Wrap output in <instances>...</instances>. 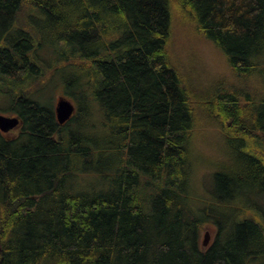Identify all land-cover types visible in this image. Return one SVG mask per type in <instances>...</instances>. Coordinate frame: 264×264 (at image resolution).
I'll return each mask as SVG.
<instances>
[{"label":"trees","instance_id":"1","mask_svg":"<svg viewBox=\"0 0 264 264\" xmlns=\"http://www.w3.org/2000/svg\"><path fill=\"white\" fill-rule=\"evenodd\" d=\"M32 11L50 23L51 72ZM16 27L19 44L7 37ZM0 29L1 111L27 124L0 135V264L264 261L261 213L224 222L180 183L197 126L264 141V0H0ZM182 29L214 45L226 70L204 79L184 65ZM61 65L87 73L63 90L78 99L63 125L35 96ZM208 222L218 230L204 250Z\"/></svg>","mask_w":264,"mask_h":264},{"label":"rangeland","instance_id":"2","mask_svg":"<svg viewBox=\"0 0 264 264\" xmlns=\"http://www.w3.org/2000/svg\"><path fill=\"white\" fill-rule=\"evenodd\" d=\"M29 16V23L42 35L45 42L42 48H38V55L45 64L47 72H51L49 70L51 63H57L59 67V59L56 50L48 43L51 41V34L45 32V27H49L50 23L42 14L35 11L29 12ZM195 40L183 29L177 31L175 43L183 64L196 69L204 79L226 70L225 57L214 45ZM85 74L87 73L82 68L61 65V69L53 75L52 82L50 80L46 87L35 91V96L40 98L43 105L53 106L54 109L60 95L66 96L77 105L78 99L76 103L75 97L66 94L63 90L65 87L73 88L74 86L71 85L77 82L81 83ZM81 85L85 86L84 83ZM4 102V99L0 100V111L7 106ZM86 112L90 114L88 110ZM89 123L93 124L91 121ZM76 128L82 132V128ZM190 148L191 169L180 183L183 193L190 198L191 203L201 207L210 206L211 209L208 210L211 212L213 210L224 222L232 221L231 216L239 219L240 214L242 216L261 213L264 224V183L255 182L260 172L256 158L259 156L263 158L260 152L264 153V141L257 135L237 138L214 127L197 126L192 133ZM232 176L237 177L234 184L229 181ZM240 177L242 179H239ZM88 181L98 183L100 179L89 177ZM215 200L219 202L217 203L219 206L214 203ZM217 229V224L212 222L204 225L199 236L201 249L207 248L203 245L206 231L210 234V243ZM255 264H264V261Z\"/></svg>","mask_w":264,"mask_h":264},{"label":"water","instance_id":"3","mask_svg":"<svg viewBox=\"0 0 264 264\" xmlns=\"http://www.w3.org/2000/svg\"><path fill=\"white\" fill-rule=\"evenodd\" d=\"M76 111L75 104L66 97H61L57 103V119L60 124H64L69 119L72 118ZM19 123V119L17 117L6 116L0 113V130L4 132H8L9 130L17 127ZM210 234L206 231L203 245L207 246L209 243Z\"/></svg>","mask_w":264,"mask_h":264},{"label":"flooded vegetation","instance_id":"4","mask_svg":"<svg viewBox=\"0 0 264 264\" xmlns=\"http://www.w3.org/2000/svg\"><path fill=\"white\" fill-rule=\"evenodd\" d=\"M17 25V24H16ZM19 29V27H16V29L14 28L13 29V32L12 33H10V34H8L7 35V37L10 39V37H13V43L15 44V42H16V44H19V40H20V38H19V32L17 31ZM4 29L0 32V40L1 39H3L4 38ZM1 49H6L5 47H2V46H0V50ZM15 49V47H14V45H13V50ZM15 51V50H14ZM61 97H66V96H62V95H60L59 97H58V99H57V101H59V99L61 98ZM67 98V97H66ZM1 99H3V97H1L0 96V100ZM58 103V102H57ZM0 113H2V114H4V115H6V116H12V117H17L18 119H19V123L17 124L18 126L17 127H15L14 129H12V130H9L8 132H4V131H2V130H0V135H2V136H11V135H18L19 136V134H20V132H21V128H22V125H27L26 124V122L24 121V119L20 116V114L18 113V111L17 110H14L13 112H3V111H0ZM55 114H56V119H57V105H56V108H55ZM75 114V113H74ZM57 121H58V119H57ZM59 123V122H58ZM66 123V122H65ZM64 123V124H65ZM60 124V123H59ZM60 125H63V124H60ZM218 230V229H217ZM216 236H217V233H216V235H215V237L213 238V239H211V241H210V243L207 245V248L209 249V248H211L213 245H214V243H215V239H216ZM206 248V249H207Z\"/></svg>","mask_w":264,"mask_h":264}]
</instances>
